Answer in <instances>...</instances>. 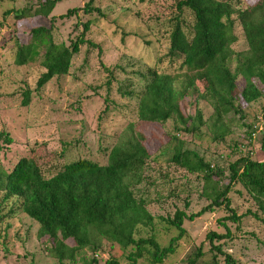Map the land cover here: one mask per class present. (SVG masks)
<instances>
[{
  "label": "trees",
  "instance_id": "1",
  "mask_svg": "<svg viewBox=\"0 0 264 264\" xmlns=\"http://www.w3.org/2000/svg\"><path fill=\"white\" fill-rule=\"evenodd\" d=\"M60 1L34 0L32 6L4 11L2 20L11 15L15 21H20L30 13L46 18ZM91 4L92 0H89L82 8L67 9L57 18L67 19L79 10L83 14L101 15ZM173 10L165 32L164 52L156 58L153 67L144 73H136L143 82L136 104L137 121L142 125H160L173 120L177 133L198 134L206 122L201 111L196 109L192 116H184L179 106L192 94L212 109L210 131L214 141L228 133L220 121L223 115H241L239 102L245 106L263 102L258 118L264 128V0L245 5L242 0H176ZM183 11L191 17L189 22L183 18ZM54 20L53 16L49 18V27L30 28L26 43L14 41L13 65L38 61L43 69L34 89L21 92V106L28 105L31 92L37 93L53 78L68 74L79 46L98 48L84 38L90 25L88 20L80 24L81 31L68 45L54 40ZM235 25L240 28L245 43L242 51L232 49L237 42ZM175 82L179 83L177 87ZM238 82L242 84L240 88ZM199 85L202 91L197 89ZM248 129L249 138L257 132L253 125ZM171 139L178 143L175 136ZM144 142V136L129 124L106 150L104 165L77 159L55 167L53 174L47 177L31 159L20 158L9 171L0 169V209H7V218L24 214L36 223L38 236L45 238L58 264L74 262L83 249L95 253L100 247V239L118 246L124 253L125 264H136L138 260L162 264L174 254L177 242L185 233L184 219L191 220L215 208L223 209L225 216L221 225L225 232L205 236L212 252L210 262L235 264L222 250V244L231 239L224 222L235 224L238 230L240 219L250 216L264 226V132L260 137L262 159H253L250 152L236 156L227 165L225 183L215 182V187L206 195L210 200L208 205L192 215L175 210L171 218L161 219L164 233L168 229L176 231L165 246L159 245L153 216L146 209L147 164L158 158L149 154ZM11 143L9 134L0 130V150ZM164 162L180 167L186 173L199 175L204 183L217 174L193 151L174 148ZM235 185H239L253 201V212L239 216L234 213L228 194ZM183 206L187 208L188 202L185 201ZM3 220L5 217L0 215V223ZM201 255L198 248L186 258L185 264H197ZM82 264L97 262L90 258ZM104 264L118 262L110 256Z\"/></svg>",
  "mask_w": 264,
  "mask_h": 264
},
{
  "label": "rangeland",
  "instance_id": "2",
  "mask_svg": "<svg viewBox=\"0 0 264 264\" xmlns=\"http://www.w3.org/2000/svg\"><path fill=\"white\" fill-rule=\"evenodd\" d=\"M88 1L61 0L46 18L30 13L15 21L11 15L2 20V13L32 6L34 0H0V130L6 131L12 139L8 147L0 150V169L9 171L20 158L31 159L40 166L45 177L52 175L55 167L77 159L104 165L106 150L132 124L144 136L149 154L158 158L147 164L144 188L148 189L146 209L153 216L157 241L165 246L176 231L168 229L164 233L160 225L163 219L171 218L175 210L188 216L208 205L210 200L206 195L215 187V182L225 183L227 165L239 154L250 152L253 159H262L264 149H260V137L264 128L258 117L263 102L250 106L239 102L241 115H223L220 121L228 133L215 141L210 131L212 109L192 94L179 106L184 116H192L196 109L201 111L206 122L198 134L177 133L173 120L160 125L140 124L136 119V104L143 82L136 73L153 67L156 58L164 52L165 32L176 0H92L91 7L97 8L101 15L83 14L79 10L67 19L57 18L67 9L82 8ZM242 1L245 5L255 0ZM51 16L55 17L52 36L56 42L68 45L81 31L80 24L88 20L90 25L84 38L98 48L79 46L68 74L53 78L37 93L31 92L28 105L21 106V92L34 89L43 69L38 61L13 65L14 41L26 43L29 29L49 27ZM183 18L186 22L191 19L186 11H183ZM234 33L237 42L232 49L244 50L245 43L237 25ZM178 84L174 83L176 87ZM241 85L237 83L238 88ZM197 89L202 91L200 85ZM127 92L131 94L124 95ZM250 125L257 132L249 138ZM172 136L178 143L171 139ZM174 148L195 152L210 164L216 176L204 183L199 175L164 162ZM228 197L238 216L255 210L253 201L239 185L232 187ZM185 201L187 208L183 206ZM6 212L7 209H0V215L5 217L0 223V264H58L45 238L38 236L37 224L24 214L7 218ZM224 216L223 209L215 208L191 220L184 219L185 233L177 242L174 254L162 264H185L186 258L198 248L202 255L197 264H211L212 252L205 236L225 232L221 225ZM224 224L231 239L222 244V250L235 264H264V226L250 216L240 219L238 230L231 222ZM110 256L118 264H125L124 253L118 246L100 239L95 253L83 249L74 262L64 261L63 264H82L90 258L97 264H104ZM136 264L147 262L138 260Z\"/></svg>",
  "mask_w": 264,
  "mask_h": 264
}]
</instances>
